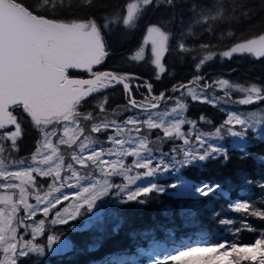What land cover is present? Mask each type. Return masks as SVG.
<instances>
[{
	"label": "snow or ice",
	"instance_id": "snow-or-ice-1",
	"mask_svg": "<svg viewBox=\"0 0 264 264\" xmlns=\"http://www.w3.org/2000/svg\"><path fill=\"white\" fill-rule=\"evenodd\" d=\"M161 7L170 13L169 27L147 25L142 46L128 59L150 62L160 80L167 72V54L183 58L195 52L190 80L157 94L152 82L134 73L93 71L110 55L106 33L134 30L149 9ZM254 21L260 30L234 39L224 51H213L211 41L203 39L215 37L218 26ZM226 35L235 37L231 30ZM196 37L201 42L190 45ZM235 55L264 61V0H0V264H42L37 258L46 252L68 251L72 242L55 226L73 222L70 230L75 231L78 218L84 220L83 229L96 226L101 231L114 221L112 230L117 232L123 218L116 208L160 202L161 194L198 198L191 206H179L184 224L195 226L197 216L204 215L231 226L234 235L257 231L247 219L235 227V220L214 208L199 207L201 199L227 196L230 180L197 183L182 176L188 168L204 170L210 162L230 160V149L217 143L225 137L237 138L231 149H239L238 159L252 158L264 166V154L248 151L249 132L253 140L264 142V108L244 115L229 111L219 125L206 115L189 119L186 114L189 102L217 108L221 103L264 104V82L201 74L216 57L230 60ZM71 69L87 71L91 78H73ZM118 87L125 103L112 106L106 93ZM141 87L146 94L137 100L133 89ZM200 124L212 130L205 132ZM29 128L37 134L34 150L16 159ZM160 176H171L174 182L160 183L155 179ZM241 183L264 194V179L244 177ZM226 208L264 221V198L230 200ZM161 215L175 223L170 206ZM44 236L46 244L37 241ZM131 259L112 256L103 264H128ZM149 264H264V230L251 243L180 245Z\"/></svg>",
	"mask_w": 264,
	"mask_h": 264
},
{
	"label": "trees",
	"instance_id": "trees-1",
	"mask_svg": "<svg viewBox=\"0 0 264 264\" xmlns=\"http://www.w3.org/2000/svg\"><path fill=\"white\" fill-rule=\"evenodd\" d=\"M112 3H122L123 0H111ZM205 3H211L212 0H203ZM169 11L164 7L160 9H149L144 15L139 25L134 30L114 29L111 32L105 34V42L109 45L110 55L105 58L102 64L95 66L93 71L98 70H112L120 74L134 73L136 76L141 77L142 80H148L152 82L155 93H159L164 90H171L172 86L178 83L186 82L192 78L194 73V66L192 56L196 55L195 52L183 57L178 58L174 52L166 55L165 64L167 72L162 75L160 80L155 79V72L148 61L135 62L128 59L138 47L142 36L146 30L147 25L151 23H162L166 27L168 25ZM102 23V21H100ZM233 31L235 37H228L226 33ZM260 30V24L253 22L252 25L248 24H234L231 27L221 25L216 29L215 37L210 35L204 36V41H211L213 51L221 52L226 50L235 40L242 39L245 36L254 34ZM200 32V29H196ZM224 33L223 38L221 34ZM201 40L196 37L189 40V44L198 45ZM70 75L75 76H89L91 73L87 71L69 72ZM206 75L209 79L223 76L226 79L234 82L247 83L249 81H261L264 82V61H256L252 57L247 55H235L232 59H223L216 57L213 61L208 62L201 73ZM141 81H135L134 83H140ZM135 97L140 100L142 95L146 94V89L141 87L139 91L133 89ZM106 95L110 97V103L112 106L123 105L125 103L124 95L123 99L120 97V88L115 90H109ZM95 99L90 101L94 103ZM259 105H251L244 107H257ZM89 110L88 108L84 109ZM187 117L189 119H196L200 115H206L208 118L214 121L216 125H219L225 120V111H221V108L212 107L208 104H202L199 102H189L187 110ZM199 128L205 132L212 130L211 125L200 124ZM249 140L252 146L248 148L253 154H264V142L253 140V134L249 132ZM37 134L30 128L26 131V135L21 142V149L16 159L25 158L29 156L34 150ZM225 147L230 149L229 155L231 159L226 163L223 161L210 162L206 165L204 170L198 168H188L183 171L182 176L188 180L194 182L200 181H213V182H225L230 180L232 188L229 191L228 185L225 184V190L228 191L227 196L217 195L215 199L209 197L207 199H201L199 207L204 208L207 205L209 208H214L217 212L222 213L223 216L231 218L236 221L235 227H240V222L247 219V222L252 225L257 231L243 230L238 235H234L230 230L231 226H222L218 223L212 222L210 218L204 215L197 216L198 223L195 226L184 224L181 220L179 213V206L184 207L191 206L198 199L196 197H182L174 198L168 194H161L160 202H150L148 205L139 206L136 204H130L126 207L120 206L115 211L123 218L121 226L117 232H113L114 221L105 223L103 231L98 227L83 229L84 220L78 218L75 222L77 230H70L73 222H70V226H55V230L63 232L64 238L72 242L73 247L66 252L51 253L46 252V256L37 258L42 261V264H103L105 259L109 258L115 253H128L130 258H134L141 263L142 257L138 256V252L141 248H145L146 242L149 238L156 239L157 241H163L166 248L171 250L175 241L189 237L192 240H203L208 243H215L221 240L235 241L238 240L241 243H251L258 237L259 231L264 230V221H261L255 217H245L242 213H235L228 211L226 204L230 200L236 198H244L256 202L258 198H264V194L260 189L255 187L244 186L241 181L242 178L247 177L252 180L264 179V166H258L252 158L238 159L239 149H231V145L227 144V138L225 137ZM167 147L164 148V151ZM171 176L166 178H158L160 183H168ZM40 183H44L41 179ZM244 191V193H241ZM170 192V189H169ZM165 206H170L175 210V223H170L164 216L161 215V210ZM163 225L164 228L158 227ZM83 229V230H81ZM164 229H168L172 232L169 236L168 232ZM152 232L153 235L144 238L140 233ZM203 231V233H200ZM135 232L136 236L133 238L132 233ZM37 241L45 243L44 237H37ZM171 246V247H170ZM128 264H131L129 260Z\"/></svg>",
	"mask_w": 264,
	"mask_h": 264
},
{
	"label": "rangeland",
	"instance_id": "rangeland-1",
	"mask_svg": "<svg viewBox=\"0 0 264 264\" xmlns=\"http://www.w3.org/2000/svg\"><path fill=\"white\" fill-rule=\"evenodd\" d=\"M145 32H146V30H145ZM145 32H144V35L142 36V39H141L138 47L134 50L133 53H135L136 50L139 49L142 46L143 40H144V36H145ZM147 50H148V52L150 54V46L148 47ZM219 108L223 109V111H225V114H227V112H229V111H237L241 115H244L248 111L256 110L257 108H264V104H261V105H259L257 107H244V106H241L239 104H224V103H221ZM225 119H226V116H225ZM226 138H227V144H229V145H231L234 141L237 140V138H233V137H226ZM217 143H220V144L225 146V139L223 141H217ZM167 150L168 149H166L165 151H167ZM166 177L167 176H160V177H157L155 179L157 180L158 178H166ZM173 182H174V178L171 177L169 182L166 183V184H170V183H173ZM197 183H199V182H197ZM163 184H165V183H163ZM178 190L179 189H176V191H178ZM171 191H173V190L170 189V192ZM241 193L245 194L244 191H241ZM237 199L247 200V199H244V198H236V199H233V201L237 200ZM69 203H71V201ZM200 233H203V231H201ZM49 234H51V233H49ZM62 238H64V237H62ZM153 240H155L156 245H158V247H155L153 245V243H152ZM254 240H253V242H254ZM175 243H176V245H174V247L171 250H168L169 248H166L165 243L163 241H157L156 239L149 238V240L145 244V248H141L139 250V252H138V256L142 257L141 263H139L137 260L131 259V264H149V261L152 258H154V257L158 258L159 256H162L165 252H171L174 248H177L180 245H190V244L208 243V242H205L203 240H197L196 238L192 240L189 237H185L183 239L176 240ZM45 244H46V236H45ZM51 253H55V252H51ZM149 254H151V255H149ZM112 256H122V257L130 258V254L123 253V252L115 253V254L111 255L110 257H112Z\"/></svg>",
	"mask_w": 264,
	"mask_h": 264
},
{
	"label": "water",
	"instance_id": "water-1",
	"mask_svg": "<svg viewBox=\"0 0 264 264\" xmlns=\"http://www.w3.org/2000/svg\"><path fill=\"white\" fill-rule=\"evenodd\" d=\"M108 51H109V49H108ZM96 66H98V65H96ZM78 71H84V70H79V69H71L70 70V72H78ZM70 76L73 77V78H80V79H88V78H91V75H89V76H75V75H70ZM120 97L123 99V96H122V88H120Z\"/></svg>",
	"mask_w": 264,
	"mask_h": 264
},
{
	"label": "flooded vegetation",
	"instance_id": "flooded-vegetation-1",
	"mask_svg": "<svg viewBox=\"0 0 264 264\" xmlns=\"http://www.w3.org/2000/svg\"><path fill=\"white\" fill-rule=\"evenodd\" d=\"M104 71H112V70H108V69H106V70H98V71H96V72H104Z\"/></svg>",
	"mask_w": 264,
	"mask_h": 264
}]
</instances>
